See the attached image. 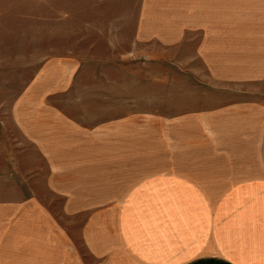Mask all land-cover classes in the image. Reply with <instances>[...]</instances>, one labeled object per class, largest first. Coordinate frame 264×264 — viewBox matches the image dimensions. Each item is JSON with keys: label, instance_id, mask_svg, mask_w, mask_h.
I'll use <instances>...</instances> for the list:
<instances>
[{"label": "rangeland", "instance_id": "rangeland-1", "mask_svg": "<svg viewBox=\"0 0 264 264\" xmlns=\"http://www.w3.org/2000/svg\"><path fill=\"white\" fill-rule=\"evenodd\" d=\"M117 3L0 0V199L24 192L65 216L75 196L79 233L90 203L180 153H244L251 120L264 137V40L177 47L134 30L138 0ZM249 13L240 25L264 28V5ZM201 119L216 141L201 143Z\"/></svg>", "mask_w": 264, "mask_h": 264}, {"label": "crops", "instance_id": "crops-1", "mask_svg": "<svg viewBox=\"0 0 264 264\" xmlns=\"http://www.w3.org/2000/svg\"><path fill=\"white\" fill-rule=\"evenodd\" d=\"M108 1L119 9L125 2ZM138 1L134 30L160 42L210 48L264 40V28L237 18L264 0ZM211 121H197L201 143L217 140ZM244 124L246 152L180 153L178 163L140 177L120 201L90 203L97 209L80 233L75 196L65 216L24 192L0 199V264H264V137L254 120Z\"/></svg>", "mask_w": 264, "mask_h": 264}]
</instances>
